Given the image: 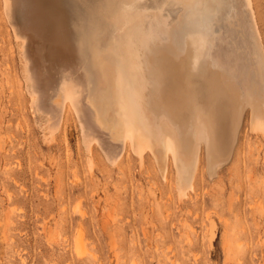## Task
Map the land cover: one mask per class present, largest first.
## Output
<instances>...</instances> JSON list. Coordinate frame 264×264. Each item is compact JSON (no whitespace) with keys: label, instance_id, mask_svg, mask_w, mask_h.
<instances>
[{"label":"rangeland","instance_id":"1","mask_svg":"<svg viewBox=\"0 0 264 264\" xmlns=\"http://www.w3.org/2000/svg\"><path fill=\"white\" fill-rule=\"evenodd\" d=\"M101 1H55L56 14L69 44L78 53L82 52L78 55L79 64L82 67L84 61L87 63L88 59H91L93 65L90 66L94 67L92 69L95 72L97 69L95 75L100 74L99 60L117 64L124 61V45L121 39L126 24L131 25L138 16L146 17L148 21L153 11L162 12L166 5H171L178 11L176 10L171 22L173 24L175 21L173 26H170L168 36L164 33L162 41L156 43L159 46L156 47L159 50H156L157 52L165 53L166 50L169 52L174 49L177 42L175 39L180 43V39L182 40L190 29L205 33L210 40L222 32L223 21L210 23L217 8L210 9L211 13L215 12L211 17L210 14L203 15L200 21H197V26H201V29L197 26L192 28L194 20L189 21L185 16H188L193 8L189 2L194 4V1L188 0L186 3L184 0H139L138 5V0H134L137 3L134 7L133 0L134 3H129L131 0H103L102 4ZM229 1L226 0L227 16L230 15L228 11L232 6ZM4 2L0 0V264H264V135L260 130L255 132L251 129L250 110L246 108L245 112L243 110L241 113V129L238 126L239 133L236 131L238 136L235 135L232 147V153L235 154L231 153L228 162L220 165L218 170H210L207 167L204 146L200 145V158L198 157L197 163L199 165L195 170V180L193 179V194L188 192L190 195L187 194L184 199L180 194H176L179 192H175L178 191L177 186H174L178 184H175L177 172L169 152L165 154L163 151L167 156L161 153L162 158L159 154L158 156L152 151L149 152L147 148L146 152H142L141 158L137 154L134 155L131 145L126 144L123 157L115 167H112L111 163L107 164L98 144L91 143L92 151L88 154L86 148H83L85 140L82 141L84 144L81 143V135L84 138V134L83 128L79 127L81 123L78 115L75 117L76 111H73L74 108L67 100L63 102V96L57 94L60 76L54 68L49 70L53 76L51 87L46 91V100L49 99L50 105L51 99L53 104L60 103L58 108H61L63 121L62 126L50 134L49 131L53 129L48 128L51 124L50 116L47 113L45 115L44 109L36 108L33 103L32 107L35 108H31V101L36 99L37 95L33 93L31 83L25 81L28 78L31 82L30 76L36 67L31 61L36 62L22 52L23 40L15 31L17 16ZM253 2L264 41V0ZM78 3L87 8H81ZM118 3L122 7H118L121 10L115 6ZM76 7L77 10L74 9ZM123 8L130 12H125ZM140 8L144 9L141 10L144 12H140ZM114 10L118 11H115L118 17ZM123 11L125 16L128 15L127 19H122L125 18L122 16ZM232 17L230 15L228 23L234 28L236 23ZM12 18L15 20L11 21ZM112 18H117L116 22ZM81 21L86 22L82 24L83 27L89 24V30L87 26L82 30ZM94 21L98 22V26L96 23L93 26ZM208 22L215 30L211 26V31L206 33V30H210L204 27H209ZM113 24L115 27L121 25L118 27L120 30L113 28ZM96 28H102L99 29L101 32ZM81 30L84 32H80ZM213 30L215 33L212 34ZM96 31L98 35L95 34ZM91 35H94L93 39ZM88 36L91 39L87 42ZM95 36L99 38L98 41ZM84 39L86 44L92 42L93 47L91 48L92 44L85 45ZM169 39L170 41H166ZM101 40L104 44H98ZM78 41H81V46ZM83 42L85 48L82 47ZM94 42L95 49L102 47L103 50H94ZM164 44H168V48ZM77 46L82 50H78ZM183 50L178 51L182 54ZM22 54L25 58H22ZM118 56H121L122 61ZM23 64L27 68H24ZM25 69L27 71H24ZM92 69L95 90L92 91L91 98L97 116L103 126L108 128L110 125L109 130L111 128L118 131L120 127L116 125V107L113 108L110 102H107L109 105L106 104L108 99L102 95L105 91L108 94V89L103 91L104 88H100L103 83L99 76L93 75ZM95 80L102 86L95 84ZM101 98L106 101L102 102ZM46 102L44 103L47 104ZM101 102L108 107L105 109ZM33 109L40 113L34 112ZM108 116L114 119H109ZM42 121L47 124L46 130ZM153 156L154 159L159 158V163L153 160ZM89 158L92 163L87 162ZM139 158L143 160L142 163ZM163 162H166V165ZM160 166L162 170H159L165 171L163 174L157 169ZM163 168L166 170L163 171ZM179 195L182 200H178ZM78 240L82 243L81 251L78 249L81 247Z\"/></svg>","mask_w":264,"mask_h":264},{"label":"bare ground","instance_id":"2","mask_svg":"<svg viewBox=\"0 0 264 264\" xmlns=\"http://www.w3.org/2000/svg\"><path fill=\"white\" fill-rule=\"evenodd\" d=\"M4 1L9 6L10 10L13 9V13H15L17 16L18 21L16 23V27L14 25L16 28L14 29L17 31V34H15L18 35L21 40H23V44L21 46L24 49L22 48V52L24 51L25 55L31 56L33 61L36 62L33 63L30 60L31 64L36 65L34 69L37 70L34 71L33 69L32 75L30 76L31 82L28 78L25 79V81L27 80V83H31L33 87L32 91L37 95L36 99L33 98L32 100L31 98V108H42V110L44 109L45 111V115L47 113L50 116L51 124L48 128H53L49 131L50 134H52L51 131L53 132L61 125L63 118L60 114L61 108H58L60 103L55 102L53 104L51 99L50 103L52 105H50L48 104L49 99L46 100V91L50 86V81L52 80L53 76L49 70L54 68L57 70L60 76L58 86L59 92L57 94L64 97V103L67 100L70 103L69 105L75 109H73V111H76L77 113L75 114V117L78 115L77 117L81 123L79 127L80 129L83 128L84 138H82L83 135H81V143H85L83 148H86V150L89 152L90 150L92 151L90 147L93 144L91 143L98 144L101 148V153L103 152L105 155L103 156L104 159H107V164L111 163V166L113 165L112 167H115L114 165H116L119 159L123 157L122 153H124L123 151L126 144H129V146L131 145L134 150L133 152L135 153L134 155L136 156L137 154L139 157H141L142 152H146L147 148L150 150L149 152L152 151L154 155L159 154L161 156L164 152L165 154L169 152L172 157V163L174 160L173 165L176 166L177 172V180H175L177 182H175V184H178L174 186H177L178 191L175 192H179L176 194H180L182 198L184 197L185 199L187 198L185 196H187L188 192L191 191L192 193V190L194 189L193 179L195 178L194 175L197 165H199L197 163H199L198 159L200 158V145L204 146L203 150L207 161V167L210 170L216 168L218 170V167L225 163L229 159L230 155L235 154L232 153V147L234 144L235 135L238 136L236 131L240 128L239 120L242 119L241 113L244 109L248 108L250 110L251 129H253V131L260 130L264 135V41L259 28L258 17L254 9L255 6L253 0H230L232 6H230V11L228 12H230L229 14L231 17L234 15V17H232L235 18L234 21L236 23V27L234 28L230 27L228 23V20H230V15L227 16V14H225V12L228 10L226 0H190L194 1V4H190L189 2V5H192L193 8L188 6L191 7L192 10L190 12L188 11V16L184 15L185 12L184 14H182L183 12L181 14L182 16L188 17L189 21L191 19L194 20V26H192L191 22L192 28H195V26L198 25L197 21L202 18L203 15L208 16L210 14L211 17V15L215 13L214 11L211 13L210 9L212 10V8H217L218 10H215L216 13L213 14L212 20H209H211L210 23L212 24L213 22L221 23V21H223V27L221 25V36L219 35L220 37H214L212 40H210L206 37L205 33H198L197 31L199 30L190 29L191 31L188 32L186 36H184L185 39H183L184 37L182 40L180 39V43L178 39L174 38L175 41H177L175 48H172V50L169 52L166 50L165 53L162 51L157 52L159 50H157L158 48L156 47L159 46L156 43L162 41V36L164 33H167L166 36H168L170 26H173L175 23V21L173 24L171 22L176 15V10L178 11V9L176 8L175 10V7L166 5L163 9L164 11L162 12L153 11V15L147 14L150 15L148 21L145 19L146 17L142 16L143 18H138L139 16L137 17L135 15L137 18L135 19L134 17L135 20L133 19L134 21L131 25L126 24L128 27L125 25L126 30L124 29L125 31L122 32L124 33L122 34L123 36L121 39V43L124 45V61L117 64L115 62H100L101 60L97 59L99 60L98 69L100 74L96 75L99 76L101 82L103 83V87H100L101 83L99 82L100 80L98 77H95V79L98 78L99 80H95V84H98L100 88H104L103 91L108 89V94L105 91L103 95H100L109 100H103L106 101V104L109 105L107 102H110V105L114 106L113 108L116 107V111L114 110L116 112L115 114H117L116 120L118 119L116 125L120 127V130H118L120 132L112 130L111 128L109 130L108 128L110 125L108 128L103 126L99 120L100 117L97 116V110L95 109L94 104L92 103L93 99L91 98V95L93 94L92 91L95 89H93V76L91 72L93 66H90V64L93 65V62H90L91 59L89 60L86 54L88 52L86 50L88 46L85 49L87 52L84 51L88 62H83V66L85 68L82 69L83 66L81 67L79 64L80 56H78L79 54H82V52L78 53L76 49L74 50L66 38L62 23L57 16L58 14H56L57 10L55 9V1L57 2V0ZM133 1L129 3H134L135 1ZM184 1L187 3L188 0ZM184 1L183 3H185ZM119 4L120 3L115 6H117V8H122L121 5L119 6ZM135 4L137 5L135 2L133 7ZM82 6L86 7L81 5V8H83ZM74 9L77 10V7ZM102 9L103 8H101V10ZM183 9L185 10V7ZM141 10L144 9L140 8L139 10L140 12H144ZM115 11L116 10H114V12ZM127 11L130 12L129 10H126L125 12ZM155 11L158 10L155 9ZM116 12L115 14L117 15ZM125 12H122V16ZM144 14L146 15V13ZM126 16L124 15L125 18L122 19H127ZM11 17L13 16L11 15ZM81 18L82 17H80V19ZM85 18L83 17V20H85ZM119 18L121 17L119 16ZM13 19L14 18H12L11 21ZM112 19H115V22L117 20V18ZM122 19L120 21H122ZM185 20H187V18ZM95 21L93 26H95V23L96 26H98V22ZM122 22V25H124V21ZM128 22L129 21L127 20V23ZM85 23L81 21V27H83L82 24L84 25ZM199 23L204 24L203 22ZM210 23L209 27L208 25L203 26L208 29L211 26V28H213V25ZM86 26H84L82 30L86 28ZM119 26L121 27V25ZM174 26H176V24ZM88 27L89 24L87 26V30H89ZM114 27L115 25L113 24V28ZM118 27L117 29H119ZM197 27L201 29V26ZM211 28L209 31L206 30V33L210 32ZM99 29L102 30V28ZM82 30L80 32H84ZM106 30L110 31L111 29ZM214 30L212 34L215 33ZM114 32H116V29ZM89 33H91V31H89ZM95 34L98 35L97 31ZM218 34H215V36ZM86 35L87 34H85V36ZM92 36L94 37V35H91V38ZM100 36H102V34ZM89 37L90 36L87 37V42L91 39ZM95 37L98 41L99 38L97 36ZM96 38L94 39L95 42ZM103 40H105V38ZM81 41H78L80 46L82 44ZM166 41H170V39ZM84 42L85 45L89 44H86L85 39ZM84 42L82 47L85 46ZM95 42L94 50L100 51L102 47L100 49L98 47L95 49L97 43ZM75 43L77 42L75 41ZM99 43L101 44L102 40L98 42V44ZM113 43L114 40L112 44ZM90 44H92V42H90ZM170 44L171 43H169V45ZM77 47L78 50H82L79 46ZM92 47L93 44L91 48ZM160 47L163 48L162 45ZM178 50H183L182 54H180L181 52L179 53ZM22 56V58H25L23 54ZM28 62L26 65L29 64ZM24 65L25 64H23V66ZM27 66L28 68L30 67V65ZM32 68H30V70ZM24 71H27V69ZM93 71V75H95L97 69L96 72L95 70ZM96 81H98V83ZM31 89L32 88H30V90ZM50 94L53 93L50 92ZM32 103L36 106L32 107ZM108 105L106 106L108 107ZM106 106H104L105 109ZM33 111L37 112L34 109ZM106 112L107 111H105V113ZM34 114L36 115V113ZM106 120L107 119H105V121ZM46 123H48V121ZM46 123L43 125L47 126ZM78 123L79 121L77 120V124ZM112 125L113 123L111 126ZM41 128H43V126H41ZM46 129L47 127L45 130ZM49 132L47 135H49ZM237 133L239 132L237 131ZM52 136L54 137V135ZM83 140H85L84 143L82 142ZM47 141H50L49 137ZM237 141L238 139L236 142ZM88 154L91 153L89 152ZM153 154L151 153V155ZM165 154H163V156ZM158 159H154L153 156L154 161L157 162ZM90 160L92 159L89 158V161ZM89 161L87 162L92 163V161ZM141 161L143 160H140V162ZM166 162L163 163L165 164ZM159 165L160 164H158V166ZM159 168L161 169V166L157 167L158 170ZM164 169L165 168H163V171ZM164 172L160 171V174H163ZM180 195L179 197L181 198ZM180 198L178 200H182V198ZM79 243L80 241L78 240V244ZM81 244L82 243L79 245L81 246ZM80 248H82V246L78 248L81 251Z\"/></svg>","mask_w":264,"mask_h":264}]
</instances>
